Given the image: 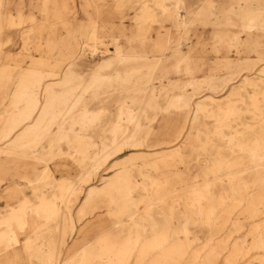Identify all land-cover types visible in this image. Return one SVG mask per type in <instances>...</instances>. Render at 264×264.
Instances as JSON below:
<instances>
[{
    "label": "rangeland",
    "instance_id": "rangeland-1",
    "mask_svg": "<svg viewBox=\"0 0 264 264\" xmlns=\"http://www.w3.org/2000/svg\"><path fill=\"white\" fill-rule=\"evenodd\" d=\"M176 1L67 0L61 17L55 0H2V264H264V92L248 87L241 98L231 97L241 80L224 63L251 58L259 69L263 33L257 25L247 33L244 26L248 14L263 13V0H182L177 10ZM146 11L155 20H139ZM10 17L15 25L9 26ZM146 52L142 59L131 57ZM105 59L112 65L103 64ZM71 64L76 70L66 81ZM50 81L58 98L49 118L76 101L63 129L58 133L57 125L43 121L35 129L38 113L14 129V120L31 111L29 89ZM23 85L28 91L11 105ZM33 91L44 105V95ZM210 96L219 108L196 109L199 99ZM183 100L194 102L193 117L199 113L194 123ZM229 101L236 109L227 113ZM26 128L31 133L18 137ZM103 143L111 145L109 154ZM205 158L224 170L205 171L199 164ZM257 163L262 170L256 171ZM248 166L252 169L243 171ZM63 177L76 185L73 201L57 198V211L39 209L42 198L62 194ZM124 177L129 188L109 187ZM242 182L250 186L247 191ZM90 187L105 188V195L96 192L88 207ZM195 189L208 197L205 211L191 194ZM16 216L28 223L19 228ZM116 221L129 229L125 263L123 255L101 250L98 241L102 232H116ZM160 235L163 243L149 247ZM178 243L184 244L175 247ZM166 252L169 258H160Z\"/></svg>",
    "mask_w": 264,
    "mask_h": 264
},
{
    "label": "bare ground",
    "instance_id": "bare-ground-1",
    "mask_svg": "<svg viewBox=\"0 0 264 264\" xmlns=\"http://www.w3.org/2000/svg\"><path fill=\"white\" fill-rule=\"evenodd\" d=\"M7 0H5L6 2ZM46 1H54V0H46ZM56 3L59 4V6H56L57 8V13L58 15H60L61 17H63L66 13H67V10H68V5H67V0H55ZM182 0H177L175 5H174V8L177 10L179 9L180 5L182 4ZM263 4H264V0H263ZM161 6L166 7V5L164 4H161ZM1 8H2V0H0V11H1ZM46 9V8H45ZM47 10V9H46ZM165 10V9H164ZM182 10V9H181ZM1 13V12H0ZM179 13V12H178ZM173 17H174V20L177 21L179 19V15L175 12L173 13ZM247 14V13H246ZM261 17L262 18V23H259L258 22V18ZM139 18V17H138ZM156 18V15L153 14L152 11H146L140 18L139 20H142L143 22L144 21H148L150 19H154L155 20ZM247 18H248V23H246V25L244 26L245 29H250L248 31H246L247 33H251V27L252 26H255L257 25L259 27V31L263 33V37H259V45H261V39L263 38V48H264V10H263V13H258L257 15H252L250 16V14L247 15ZM18 19L20 20L19 23H21L23 17L22 15L19 14L18 16ZM7 22L9 23V26L11 25H15L16 24V20L14 17H10V18H7ZM175 23V22H174ZM181 23V22H180ZM177 26V25H176ZM1 28V26H0ZM160 29V28H159ZM158 29V30H159ZM161 31V30H160ZM258 31V32H259ZM1 32V31H0ZM159 33V32H158ZM252 34V33H251ZM257 34V33H256ZM161 36V35H160ZM166 36V35H165ZM81 38V37H80ZM161 38V37H160ZM166 38V37H165ZM243 38V37H242ZM235 39H239L237 37H235ZM234 39V40H235ZM80 40V39H79ZM225 40V39H224ZM236 40L234 41L235 43L233 44H236ZM253 40V39H252ZM166 41V40H165ZM223 41V40H222ZM249 41V40H248ZM251 41V39H250ZM83 42V41H82ZM88 42V41H87ZM86 42V43H87ZM158 42V41H157ZM220 42V41H219ZM233 42V41H232ZM238 42V41H237ZM81 43V42H80ZM165 43V42H164ZM241 43V42H240ZM248 43V42H247ZM250 43V42H249ZM258 43V42H257ZM252 42L249 44L251 45ZM256 44V43H255ZM79 45V44H78ZM237 45V44H236ZM247 45V44H246ZM81 46V45H80ZM79 46V47H80ZM84 46V45H83ZM226 46V45H225ZM238 46V45H237ZM255 46V45H254ZM157 47V46H156ZM240 47V46H239ZM86 48V47H85ZM226 49V48H225ZM81 50H83V48H81ZM87 50V48H86ZM161 50V49H160ZM215 50V49H214ZM213 50V51H214ZM217 50V49H216ZM227 50V49H226ZM234 50V49H233ZM236 50H239V49H236ZM249 50H251L249 48ZM257 50V49H256ZM264 50V49H263ZM248 51V50H247ZM255 51V50H254ZM79 52V51H78ZM218 53V52H217ZM252 53V52H251ZM226 54V52H225ZM239 54V53H238ZM258 54V63L260 64V67L259 69L256 68L257 64H253L250 59H243L242 61H237V62H231V61H227V62H224L226 63V66L230 69L231 71V75L234 76L233 79H237V78H240L241 80V86L238 88L237 92L234 93L231 97L233 96H237V97H242L243 94L247 93V88L248 87H251V89H253L254 91H263L264 92V77L261 78V76H257V73L256 71L258 72V75L260 74H263L264 76V51H259L257 52ZM83 55V54H82ZM148 55V52L146 53H142V54H137V55H131V57L133 58H144L145 56ZM230 55V54H229ZM233 56V55H231ZM238 56V55H237ZM248 56H250V54H248ZM90 57V56H89ZM87 59V58H86ZM91 60V59H90ZM221 60V59H220ZM38 61L40 62H44L42 58H39ZM224 61V60H223ZM222 61V63H223ZM234 61V60H233ZM219 63V62H218ZM106 66H110L112 65V60L111 59H105L104 63ZM42 66V65H41ZM222 66V65H221ZM80 69L81 68H85L84 65H81V66H78ZM76 68L74 69V65L71 64L69 67H68V71H69V77L68 75L66 76V81H70L71 78V74L73 71H75ZM136 71H140V69H137L135 68ZM227 70V69H226ZM77 71L79 72V70L77 69ZM229 72V71H228ZM257 76V77H256ZM232 79V80H233ZM43 80V78L41 79H38V82H41ZM37 81V80H36ZM37 82V83H38ZM35 86H32L30 89H29V97L32 98V102H31V111L30 113H27L26 112V115L23 116L21 119H15L14 120V124H13V128L14 129H17L19 128L21 125H23L25 122H28L32 119V116L34 113H38L37 115V120L35 121V129L36 127L38 126V123L43 121L44 123L50 125V124H55L57 125V128H58V133L60 132V130L63 129V126L67 120V117L68 115L70 114L71 112V109L73 107V105L76 104V101L72 102L69 106H67V108H65L62 112H53L52 114L53 115V118H49L50 114H51V111L50 109L52 110V108L54 107L56 101H57V98L54 94H51L53 92V88H54V84L55 81H50V82H47V83H43V84H39ZM37 88V90H39L41 92V95L43 94L44 97L46 98V103L44 105H41L40 104V98L39 96H37V94L35 95V91H33V88ZM85 86H82L81 87V90L84 91L85 90ZM111 88V87H110ZM140 90L142 91H145V88H140ZM19 93L18 94H15L14 95V100L12 102L11 105H15L16 102H17V99L20 98L21 96H23L21 93H26L28 90H25L24 89V85L21 86V88L18 89ZM154 97V96H153ZM78 99H81V98H78ZM207 100V101H206ZM206 102L204 101H201L200 99L195 103V106H196V109H201V108H206V111H209L210 113H213L214 112V109L215 108H219L220 107V103H217V100L215 98H213L212 96L210 97H207L206 98ZM111 101V100H110ZM109 102V101H108ZM229 104V108L227 110V113H229L230 111H232V109H236V108H230V104H233L234 102L233 101H229L228 102ZM106 104V102H105ZM194 104V102H192L191 100H183L182 101V107L183 109H191L190 110V113H191V118L193 117V112L192 111V105ZM203 108V109H204ZM105 111L108 110L106 108H104ZM56 114V115H55ZM60 114V115H59ZM199 113H196L194 114V117H193V120L192 122L194 123V121L197 120V118L199 117L198 115ZM264 114V113H263ZM185 115V114H184ZM128 117L131 119L133 116L131 114V112L129 113ZM188 119V118H187ZM264 119V118H263ZM90 122L91 121H94V118L92 117L91 119L89 118ZM186 126V125H185ZM31 127V126H30ZM114 127H117L118 126H115ZM195 128V127H194ZM34 129V128H33ZM191 129V128H190ZM185 130V128L183 129V131ZM32 129H25L24 131H19V134H18V137H21L22 133H24L25 135H29V133H31ZM194 131V129H193ZM37 134L41 135L42 133L39 131L37 132ZM61 133L56 135V137H60ZM188 135V134H187ZM185 136V135H184ZM22 138V137H21ZM117 140V136H115L114 139H112V144L113 145ZM191 141V140H190ZM111 145L107 144V143H103V149L105 151V154H109V152L111 151ZM196 146V145H195ZM194 146V147H195ZM197 150V149H196ZM198 151V150H197ZM246 151V150H245ZM199 152V151H198ZM257 150L255 149L254 151H251L250 153H246L245 154V157H249L253 154V153H256ZM197 153V152H196ZM201 154V153H200ZM200 154H198V156H200ZM97 154L93 153L92 154V157H95ZM196 156V155H195ZM203 164L201 165V167H203V169L205 171H211V172H214L215 174L216 173H219L221 172L222 170H224V167L219 163V162H215L214 164L211 163V161L208 159V158H205L203 160H199V164ZM82 164V163H81ZM85 165L86 164H82L81 166L83 168H85ZM256 167L258 168L256 171H260L263 169V164L261 163H257ZM252 168L251 167H246L245 169H243V171H250ZM48 171V170H46ZM49 172V171H48ZM48 172L46 173V175H48ZM1 173V172H0ZM6 176V175H5ZM239 181H242V179H238ZM2 182V175H0V184ZM119 183V185H118ZM240 184V183H239ZM242 184H244V187L243 189L245 191H247L250 186L246 183V182H242ZM130 182L127 181L124 178H122L121 180H115L113 183H111V185L109 186L111 189H121V188H129L130 187ZM75 184L72 183L71 180L63 177L61 178L60 180V184H59V187L61 188H65V189H62L63 192L60 196H54V197H44L42 198V200L40 201V203H38V207L39 209L40 208H43V210L45 211V209L47 207H49L52 211L53 210H56V206L57 205V198H61V200H63L66 204H70L72 201H73V192H74V189H75ZM116 186L118 188H116ZM18 189V187H15V189ZM60 190V191H61ZM105 188H97V187H90L89 189V195L87 196L86 198V203L88 205V207L90 206V203L92 202L93 198L95 197L96 195V192H98L99 194L101 193V195H105ZM192 196L193 197H196V200L197 202L200 204L201 206V212L202 211H205L208 207H209V200H208V197L206 195V193L200 189H195L192 193ZM111 198V197H110ZM112 203L114 202V198L111 199ZM45 207V208H44ZM40 212V210H38ZM51 211V212H52ZM57 211V210H56ZM83 211V209H82ZM42 215L44 217H47V214L45 212H42ZM18 218V219H17ZM130 220H134V214H131L129 216ZM206 219H208V216L205 217ZM204 218V219H205ZM214 218V216H212V219ZM17 220L15 221L16 224L18 225L19 228H23L24 225H26L28 222L24 219H22L21 216H16L15 218H13V220ZM210 220V219H209ZM207 222V221H206ZM120 223L119 221H116L114 223V229L116 230V232H113V233H109L107 232L106 234L104 232H102L99 236H98V241L100 242L101 244V250H105V253H109V254H114L115 256H117L116 253H118L119 255H123L121 261H123V263H125V259L127 260V258L129 257L130 255V250H131V243H130V237H129V229H120ZM10 233L12 234H16L15 231H12L10 230ZM185 234H187V232H185ZM162 237V238H161ZM165 237V235H160V236H157L155 237V239L151 240L148 242V246L149 247H153L154 244H157V246H159L161 243L163 242H160L161 240L165 239L163 238ZM161 238V239H160ZM263 242V238H260L259 239V243H262ZM184 243H178L175 245V247H181ZM83 248V251L86 253V248L88 247L86 244ZM155 247V246H154ZM236 252L240 251V249H235ZM107 254V255H109ZM144 254H142L140 256V260L142 259ZM168 256H170L169 252H166V253H163L161 255L160 258H169ZM114 262V261H112ZM111 262V263H112ZM0 264H2L0 262ZM13 264H19V263H16V262H13Z\"/></svg>",
    "mask_w": 264,
    "mask_h": 264
},
{
    "label": "crops",
    "instance_id": "crops-1",
    "mask_svg": "<svg viewBox=\"0 0 264 264\" xmlns=\"http://www.w3.org/2000/svg\"><path fill=\"white\" fill-rule=\"evenodd\" d=\"M12 50H13V48H12ZM4 208H5L4 203H0V210H1V209H4Z\"/></svg>",
    "mask_w": 264,
    "mask_h": 264
}]
</instances>
